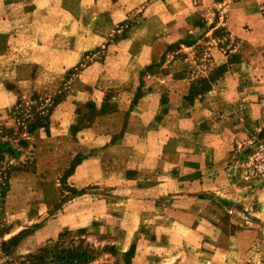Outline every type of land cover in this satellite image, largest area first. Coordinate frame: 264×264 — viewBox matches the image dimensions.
Segmentation results:
<instances>
[{"label":"rangeland","instance_id":"1","mask_svg":"<svg viewBox=\"0 0 264 264\" xmlns=\"http://www.w3.org/2000/svg\"><path fill=\"white\" fill-rule=\"evenodd\" d=\"M0 264H264V0H0Z\"/></svg>","mask_w":264,"mask_h":264},{"label":"built area","instance_id":"2","mask_svg":"<svg viewBox=\"0 0 264 264\" xmlns=\"http://www.w3.org/2000/svg\"><path fill=\"white\" fill-rule=\"evenodd\" d=\"M240 180L248 186L264 185V143L249 150L241 160Z\"/></svg>","mask_w":264,"mask_h":264},{"label":"trees","instance_id":"3","mask_svg":"<svg viewBox=\"0 0 264 264\" xmlns=\"http://www.w3.org/2000/svg\"><path fill=\"white\" fill-rule=\"evenodd\" d=\"M21 143H17V147H2L0 148V160L3 161L5 158H8L9 155H15L18 156L20 155L19 152V147H20ZM0 167H2V164L0 165ZM1 172V170H0Z\"/></svg>","mask_w":264,"mask_h":264}]
</instances>
